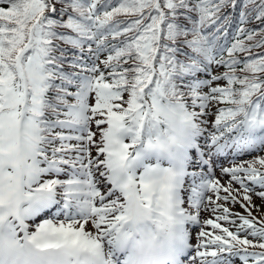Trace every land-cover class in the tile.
Segmentation results:
<instances>
[{
	"label": "snow or ice",
	"instance_id": "1",
	"mask_svg": "<svg viewBox=\"0 0 264 264\" xmlns=\"http://www.w3.org/2000/svg\"><path fill=\"white\" fill-rule=\"evenodd\" d=\"M169 95L228 152L186 213L173 169L129 171ZM36 185L85 208L24 234L40 247L103 254L132 204L166 199L195 222L181 264H264V0H0V223L23 231Z\"/></svg>",
	"mask_w": 264,
	"mask_h": 264
},
{
	"label": "clouds",
	"instance_id": "2",
	"mask_svg": "<svg viewBox=\"0 0 264 264\" xmlns=\"http://www.w3.org/2000/svg\"><path fill=\"white\" fill-rule=\"evenodd\" d=\"M150 127L152 135L146 139L144 150L171 154L183 142L189 121L169 95L160 101ZM49 239L52 237L43 234L26 238L5 219L0 223V264H113V256L109 255L112 249L107 245L103 254L98 249L70 242H62L58 247L39 246ZM112 240L115 256L122 264H170L181 243L178 213L166 199L154 209L134 203Z\"/></svg>",
	"mask_w": 264,
	"mask_h": 264
},
{
	"label": "rangeland",
	"instance_id": "3",
	"mask_svg": "<svg viewBox=\"0 0 264 264\" xmlns=\"http://www.w3.org/2000/svg\"><path fill=\"white\" fill-rule=\"evenodd\" d=\"M130 135H131V132H129V131H127V130H125L123 133H122V138L125 140V142H128V141H131L132 140V138H130ZM138 156H139V154H138ZM138 156L136 157V159L138 158ZM135 159V160H136ZM134 160V161H135ZM133 161V162H134ZM152 165H154V166H159L158 164H152ZM152 165H150V164H147V165H145V167H144V169H143V171L146 169V168H149V167H153ZM220 165V164H219ZM161 166V165H160ZM217 170L219 169V167H217L216 168ZM142 171V172H143ZM219 172V171H218ZM218 178H220V176L218 177ZM222 179H227V177H223ZM204 184V183H203ZM207 184L208 183H205L204 184V187H207ZM201 193H203V191L201 192ZM56 195V197L55 198H58L59 197V195L58 194H55ZM196 207V206H195ZM82 211H83V214H84V212H85V208L83 207L82 208ZM82 214V215H83ZM81 215V216H82ZM210 215V213H207V212H202L201 213V216H202V218H205V217H208ZM76 217H70V219H75ZM188 219V218H187ZM188 220H190V219H188ZM52 222V223H57L59 220H57V219H54V218H50L48 221H45V222ZM65 221H67V220H65ZM31 223V222H30ZM44 223V222H43ZM40 225V224H39ZM39 225L38 226H36V228H35V231L37 230V228L39 227ZM34 231V232H35ZM196 231V229L194 228L193 229V232H195ZM180 233L182 234V232L180 231ZM190 233H191V231H190ZM109 246V245H108Z\"/></svg>",
	"mask_w": 264,
	"mask_h": 264
}]
</instances>
